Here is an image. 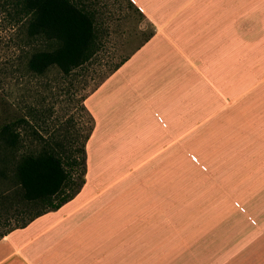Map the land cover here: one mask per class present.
Listing matches in <instances>:
<instances>
[{
	"label": "rangeland",
	"instance_id": "374dc122",
	"mask_svg": "<svg viewBox=\"0 0 264 264\" xmlns=\"http://www.w3.org/2000/svg\"><path fill=\"white\" fill-rule=\"evenodd\" d=\"M83 2L96 18L98 52L69 75L52 67L37 76L26 62L42 45L10 34L0 0V128L14 127L23 151L80 146L90 126L84 98L151 33L128 0ZM242 88L233 111L184 148L116 181L122 168L92 166L87 175L86 163L87 187L103 184L105 203L89 228L75 230L73 264H264V82ZM8 187L0 179V193ZM41 210L0 206V234Z\"/></svg>",
	"mask_w": 264,
	"mask_h": 264
},
{
	"label": "crops",
	"instance_id": "0c3cea01",
	"mask_svg": "<svg viewBox=\"0 0 264 264\" xmlns=\"http://www.w3.org/2000/svg\"><path fill=\"white\" fill-rule=\"evenodd\" d=\"M128 1L153 35L83 100L93 120L87 175L122 168L111 181L184 148L233 111L243 85L264 82V0ZM87 175L73 199L0 239V264H73L75 230L105 203Z\"/></svg>",
	"mask_w": 264,
	"mask_h": 264
},
{
	"label": "trees",
	"instance_id": "16d2710c",
	"mask_svg": "<svg viewBox=\"0 0 264 264\" xmlns=\"http://www.w3.org/2000/svg\"><path fill=\"white\" fill-rule=\"evenodd\" d=\"M4 6L10 34H23L28 43L42 45L32 49L26 62L28 70L37 76L52 67L69 75L98 52L96 18L83 0H5ZM152 35L151 31L145 40ZM92 129L90 117L89 131L78 147L57 142L23 151L14 127L0 128V179L9 183L0 193V206L42 208L19 226L1 233L0 239L39 216L56 211L80 192L86 176V142Z\"/></svg>",
	"mask_w": 264,
	"mask_h": 264
}]
</instances>
